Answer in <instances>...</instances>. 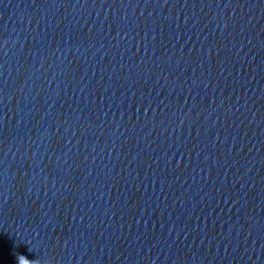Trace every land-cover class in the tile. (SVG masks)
<instances>
[{
    "label": "clouds",
    "instance_id": "1",
    "mask_svg": "<svg viewBox=\"0 0 264 264\" xmlns=\"http://www.w3.org/2000/svg\"><path fill=\"white\" fill-rule=\"evenodd\" d=\"M31 251V249H29ZM17 264H38L36 260H29L24 255H17Z\"/></svg>",
    "mask_w": 264,
    "mask_h": 264
}]
</instances>
